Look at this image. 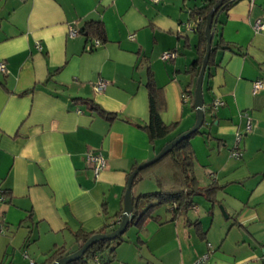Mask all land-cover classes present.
Returning a JSON list of instances; mask_svg holds the SVG:
<instances>
[{"label":"crops","instance_id":"obj_1","mask_svg":"<svg viewBox=\"0 0 264 264\" xmlns=\"http://www.w3.org/2000/svg\"><path fill=\"white\" fill-rule=\"evenodd\" d=\"M201 3L0 0V192L9 194L0 202V264H45L58 247L78 248L76 231L114 224L132 167L193 125L188 67L198 34L191 9ZM256 19L264 21V0H238L218 14L213 40L222 36L231 47L217 51L205 71V124L189 139L199 185H220L215 204L195 195L175 218L160 206L90 264H190L208 251L211 264H264V86L252 92L264 80V28H253ZM89 20H100L106 36L94 50L81 33ZM69 27L76 35L68 36ZM167 50L176 56L161 59ZM148 72L160 91V119L175 124L153 144L140 127L149 120ZM98 79L106 81L102 91L93 88ZM214 99L222 104L212 109ZM237 133L240 158L230 155ZM87 150L106 158L96 178ZM150 180H140L135 194L132 185L131 194L147 192L146 181L157 188Z\"/></svg>","mask_w":264,"mask_h":264},{"label":"trees","instance_id":"obj_2","mask_svg":"<svg viewBox=\"0 0 264 264\" xmlns=\"http://www.w3.org/2000/svg\"><path fill=\"white\" fill-rule=\"evenodd\" d=\"M236 1L238 0H222L219 13L226 11ZM216 2L217 0H202V3L199 6L191 9V17L195 18L197 16L200 18L196 23V31L198 34L196 57L192 60L188 67V72L191 74L194 83L196 82L206 47L204 35L205 16ZM218 22L219 20L217 17L216 24L213 28L214 34L216 32V25ZM81 33L84 34L86 39L90 40L91 43L94 38H97L100 41V45L106 41L103 23L100 20L86 21L83 28L81 29ZM91 43L87 50H94L97 48L93 47ZM230 47L231 44L225 41L222 36H219L215 40L212 38L210 55L205 71L214 65V56L217 51L228 48L230 49ZM145 86L148 93L149 120L148 123L140 125V127L146 132L148 141L153 144L156 140L167 136L173 130L175 124H165L160 119L159 110L161 108V95L151 72H148ZM190 100L192 103L193 91H190ZM86 102L93 110H96L106 119L112 120L115 118L113 113L104 111L93 102L88 100ZM192 108L194 109L193 103ZM204 124L205 123H203L202 126ZM197 132H199V130H196L179 141L159 160L139 170L133 179L132 185L142 180L146 176L152 175L155 178L157 189L154 191L140 193L135 196L132 195L133 207L130 214L129 223L125 231L122 234L116 236L114 239L98 240L94 244L90 245L81 257L75 261L69 262L68 264H90L92 261H96L99 258L104 260L106 253H113L115 247L124 241L125 233L131 226H135L139 229L146 219L154 217V210L160 206H167L171 212L172 218H175L181 211L187 210L193 206V197L195 195H202L208 202H210L211 206L215 204L216 192L220 188V185H218L216 181H212L207 185H199L194 174V153L189 143V139ZM170 140L171 139L168 141ZM136 165L137 164H135L131 170H133ZM0 194L5 198L7 195H9L6 190L1 191ZM120 215L121 213H118L117 217L120 218ZM118 221L111 225H104L97 231H76L74 233V237L78 243V248L84 241H86L91 235L95 233H107L113 231L117 227ZM196 229L199 231L198 225L196 226ZM64 254H68L65 248L63 246L58 247L45 258L43 263L50 264Z\"/></svg>","mask_w":264,"mask_h":264},{"label":"water","instance_id":"obj_3","mask_svg":"<svg viewBox=\"0 0 264 264\" xmlns=\"http://www.w3.org/2000/svg\"><path fill=\"white\" fill-rule=\"evenodd\" d=\"M221 3H222V0H217V2L212 6V8L209 10V12L205 16L204 35H205V40H206V47H205L204 56L202 58L201 67L199 69L198 76L196 78L195 87L193 90V107L195 110V121L193 125L186 131H183L179 133L178 135H176L170 141L164 143V145L159 149V151L155 155H153L148 160L138 163L136 167L130 172V174L127 177L126 189L124 192L123 210L120 215L118 225L113 231L107 232V233H95L91 235L86 241L82 243V245L78 249L57 258L50 264H68L69 262L75 261L76 259L81 257L83 253L87 250V248L90 245L97 242L98 240L114 239L116 236L122 234L125 231L129 223L130 214H131L132 207H133L131 188L133 184V179L135 178L139 170L159 160L172 147H174L179 141H181L182 139H184L186 136L190 135L191 133L195 132L196 130H199V128L204 123L205 110H204V100H203V92H202V82H203L205 69H206L209 55H210L211 42H212V38L214 34L213 28L217 21ZM219 209L221 210L223 215L226 216V213L222 205H219Z\"/></svg>","mask_w":264,"mask_h":264},{"label":"built area","instance_id":"obj_4","mask_svg":"<svg viewBox=\"0 0 264 264\" xmlns=\"http://www.w3.org/2000/svg\"><path fill=\"white\" fill-rule=\"evenodd\" d=\"M149 1L152 3H158L159 2V0H149ZM199 19L200 18L197 17L196 21H198ZM185 26L187 28H191L192 24L189 22H186ZM253 28L256 31L263 29L264 28V21L261 19H256L254 22ZM76 33H77V31L73 27H69L68 36L72 37V36L76 35ZM130 37H133V36L130 35ZM91 45L93 47H98V46H100V41L97 38H94L92 40ZM35 47L37 49H40V44L38 42H36ZM175 56H176L175 51L167 50V51L162 52L160 58L163 60H166V59L174 58ZM0 72H6V65L3 61H0ZM105 86H106V81H104L103 79H98L93 84V88L96 91H102L105 88ZM263 86H264V80L258 79L256 81H254L252 84V92H254V93L257 92L259 89L263 88ZM182 98H183V100H186L187 96L184 95ZM221 104H222V101L220 99H214L212 104H211L212 109L216 108L217 106H219ZM250 127H251L250 119L247 118L245 131L249 130ZM241 136H242V133L236 134L234 147L230 151V155L234 158H240L242 156V150H241L240 145H239L240 141H241ZM85 160L89 164L90 170L92 172V176L94 178L98 177V175L103 170V168L105 167V164H106V158L103 156L102 152L101 151L87 150L85 152ZM4 199H5V197L0 194V202H3ZM208 258H209V251L199 255L190 264H211L209 262Z\"/></svg>","mask_w":264,"mask_h":264},{"label":"rangeland","instance_id":"obj_5","mask_svg":"<svg viewBox=\"0 0 264 264\" xmlns=\"http://www.w3.org/2000/svg\"><path fill=\"white\" fill-rule=\"evenodd\" d=\"M164 143H166V142H164ZM143 179H147V180H148V179H151L150 181H152V183L155 182V178H154L152 175H150V176H146V177L143 178ZM149 184H150V182H147V181H146L145 184H144V186H143V189H144V190H147V192L150 191V190L157 189V188H155V186L152 187V186H150ZM140 185H142V184H140L139 181L136 182V183L134 184V186H133V193H134V194L136 193V190L140 187Z\"/></svg>","mask_w":264,"mask_h":264}]
</instances>
